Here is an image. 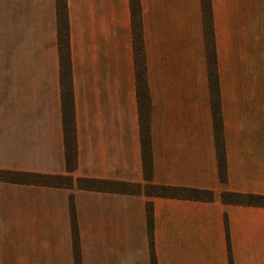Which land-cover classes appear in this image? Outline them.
I'll use <instances>...</instances> for the list:
<instances>
[{
	"label": "crops",
	"instance_id": "crops-1",
	"mask_svg": "<svg viewBox=\"0 0 264 264\" xmlns=\"http://www.w3.org/2000/svg\"><path fill=\"white\" fill-rule=\"evenodd\" d=\"M205 2L138 0L147 178L131 0H65L71 169L58 0H0V264H264V205L222 199L264 196V0H208V12ZM82 178L108 184L83 188ZM148 184L212 198L162 197Z\"/></svg>",
	"mask_w": 264,
	"mask_h": 264
},
{
	"label": "trees",
	"instance_id": "trees-1",
	"mask_svg": "<svg viewBox=\"0 0 264 264\" xmlns=\"http://www.w3.org/2000/svg\"><path fill=\"white\" fill-rule=\"evenodd\" d=\"M132 14L134 16L135 26V53H136V75L138 83V96L140 100V115L143 130V161H144V174L147 178L151 177V157L149 152V97L147 93L146 80H145V63L143 57V45L140 36V6L138 0H131ZM206 12L209 11V2L206 0L204 3ZM58 15L60 19V32L59 41L61 49V65H62V85H63V108H64V127L66 129V148H67V163L68 168L71 169L75 162V144L73 134V98L70 82V62H69V44L67 35V22H66V11H65V0H58ZM210 87L213 94V114L214 123L216 129V140L219 154V177L221 181L226 179L225 171V155L223 150V139L221 134V115L219 103L216 99L217 91V75L215 65L212 61L210 64ZM2 175L8 178H16L21 176L26 180L38 182L47 185H59L65 179L61 176H42L35 174H23L18 175L15 173L4 172ZM108 184L107 182L91 180V179H79L78 185L83 188H92ZM128 191L137 190L138 185L127 184ZM146 191L148 193H154L162 197H188L191 199H207L212 198L210 191H203L190 188H177L162 185H146ZM222 199L224 201H233L234 203L249 204V205H264V196L254 194H242V193H223ZM149 212L151 211L150 205L148 207Z\"/></svg>",
	"mask_w": 264,
	"mask_h": 264
}]
</instances>
